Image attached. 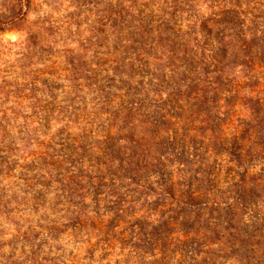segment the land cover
<instances>
[{"label": "trees", "instance_id": "trees-1", "mask_svg": "<svg viewBox=\"0 0 264 264\" xmlns=\"http://www.w3.org/2000/svg\"><path fill=\"white\" fill-rule=\"evenodd\" d=\"M204 20L195 51L118 56L95 78L81 118L100 130L94 148L30 154L19 195L0 199L33 218L10 219L19 236L0 243V264H91L96 252L98 264H173L176 253L189 264H264V4ZM78 111L58 113L77 124ZM9 172L0 156V178ZM248 226L256 243L237 247ZM64 235L94 243L66 254ZM215 236L230 253L211 248Z\"/></svg>", "mask_w": 264, "mask_h": 264}, {"label": "rangeland", "instance_id": "rangeland-1", "mask_svg": "<svg viewBox=\"0 0 264 264\" xmlns=\"http://www.w3.org/2000/svg\"><path fill=\"white\" fill-rule=\"evenodd\" d=\"M259 3L264 0H0V156L7 157L10 170L8 177L0 178V196L7 194L9 200L19 195L21 166L32 162L30 154L97 145L100 130L91 135L96 125L88 129L82 111L94 107L92 85L100 75L112 74L117 66L113 58L191 53L201 36L200 20L211 24L206 19L223 9L250 12ZM241 18L254 19L250 14ZM69 104L79 108L73 120L77 124L69 121V114L58 113ZM21 214L33 218L29 207L0 199V243L17 239L10 219ZM241 232L236 246L250 249L256 243V227ZM212 241L211 248L231 252L226 238L215 236ZM61 243L66 254L73 249L72 254L83 257L94 239L74 245L64 235ZM95 254L91 264L101 259L100 252ZM189 262L179 253L173 260Z\"/></svg>", "mask_w": 264, "mask_h": 264}]
</instances>
